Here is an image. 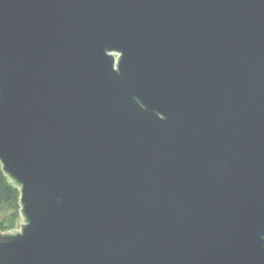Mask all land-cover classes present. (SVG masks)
I'll return each instance as SVG.
<instances>
[{
	"label": "water",
	"instance_id": "obj_1",
	"mask_svg": "<svg viewBox=\"0 0 264 264\" xmlns=\"http://www.w3.org/2000/svg\"><path fill=\"white\" fill-rule=\"evenodd\" d=\"M0 264H264V0H0Z\"/></svg>",
	"mask_w": 264,
	"mask_h": 264
},
{
	"label": "trees",
	"instance_id": "obj_2",
	"mask_svg": "<svg viewBox=\"0 0 264 264\" xmlns=\"http://www.w3.org/2000/svg\"><path fill=\"white\" fill-rule=\"evenodd\" d=\"M21 220L20 188L3 171L0 162V232L17 229Z\"/></svg>",
	"mask_w": 264,
	"mask_h": 264
}]
</instances>
